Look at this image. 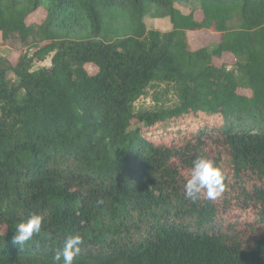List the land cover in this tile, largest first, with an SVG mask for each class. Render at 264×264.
I'll list each match as a JSON object with an SVG mask.
<instances>
[{"label":"trees","instance_id":"obj_1","mask_svg":"<svg viewBox=\"0 0 264 264\" xmlns=\"http://www.w3.org/2000/svg\"><path fill=\"white\" fill-rule=\"evenodd\" d=\"M179 1L0 0V38L22 50L0 58V264H53L73 234L75 264H264V0ZM151 6L172 31L146 29ZM115 8L132 31L111 42ZM203 30L213 51L192 47ZM151 90L167 101L137 108ZM198 156L226 177L215 200L185 198ZM33 213L42 231L14 244Z\"/></svg>","mask_w":264,"mask_h":264},{"label":"rangeland","instance_id":"obj_2","mask_svg":"<svg viewBox=\"0 0 264 264\" xmlns=\"http://www.w3.org/2000/svg\"><path fill=\"white\" fill-rule=\"evenodd\" d=\"M178 8L183 14H190L191 12L198 10L200 8V2L198 0H189L188 2L179 1ZM45 13L38 12L32 19V21L40 22L44 19ZM143 22L146 25V29L148 31H157L162 34L168 33L173 30V25L171 23L170 18H160L158 16V11L155 6H151L149 8L148 13L143 17ZM131 23V14L127 9H113L104 17V30L103 35L106 36L108 41H114L119 38H123L124 36L130 35L132 31ZM241 21L239 20L237 23L233 24L230 28L238 30L240 28ZM189 40L192 44L193 49H201L208 48L210 51H213L217 47L218 43V34L212 33L211 31H200V32H190ZM17 42V41H16ZM22 50H18L12 43H7L1 40L0 38V58H9L16 62L18 60L19 55ZM24 52L22 53H32L34 50L29 47H24ZM245 63V57H239L238 59L232 55L226 54L221 60L229 70H237L236 62ZM52 64V55L45 58V60L36 63L35 70L39 68H50ZM88 72L93 74L97 71L95 66H88ZM8 79L13 80L16 84L19 83V79L15 77L14 74L10 73L8 75ZM164 88V87H162ZM160 93L162 90L158 89ZM155 94V91L151 90L150 95L141 98L136 106L137 108L143 107H154L157 104H162L167 101L166 97L160 96V94ZM23 96V92L18 94V98L21 99ZM155 96V97H154ZM173 95V91H170L168 99H175ZM159 99V101L157 100Z\"/></svg>","mask_w":264,"mask_h":264},{"label":"clouds","instance_id":"obj_3","mask_svg":"<svg viewBox=\"0 0 264 264\" xmlns=\"http://www.w3.org/2000/svg\"><path fill=\"white\" fill-rule=\"evenodd\" d=\"M225 179L223 170L213 160L198 156L192 162L184 185L185 198L195 201L201 195L206 194L209 199L215 200L225 190ZM46 215L47 213H33L21 220L16 225L13 243L23 246L31 241L34 236L40 234ZM83 243L80 234L69 235L62 250L57 251L53 257V264H75L76 259L82 253Z\"/></svg>","mask_w":264,"mask_h":264},{"label":"water","instance_id":"obj_4","mask_svg":"<svg viewBox=\"0 0 264 264\" xmlns=\"http://www.w3.org/2000/svg\"><path fill=\"white\" fill-rule=\"evenodd\" d=\"M227 70V69H226Z\"/></svg>","mask_w":264,"mask_h":264}]
</instances>
